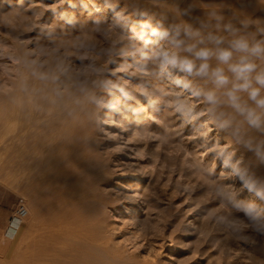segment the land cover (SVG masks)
<instances>
[{
	"label": "rangeland",
	"instance_id": "obj_1",
	"mask_svg": "<svg viewBox=\"0 0 264 264\" xmlns=\"http://www.w3.org/2000/svg\"><path fill=\"white\" fill-rule=\"evenodd\" d=\"M209 2L199 0L209 5L201 6L199 18L214 32L218 27L210 9L223 2ZM144 3L149 0H0V109L8 103L4 95L11 84L25 78L30 86L22 108L32 115L15 121L16 132L51 129L64 157L93 163L104 241L115 256L108 264H264V234L233 227L247 222L237 203H253L264 213V199L241 180L243 175L264 190V182L255 180L264 153L247 154L220 105L193 94L216 93L212 81L203 84L171 67L160 74L150 56L168 45L152 30L164 26ZM241 20L249 21L231 17L237 27ZM249 33L255 35L254 29ZM257 62L264 68L263 60ZM26 70L39 72L33 80ZM0 125L1 137L12 134ZM1 137L0 264H51L40 258L49 214L41 205L45 185L34 187L32 180L26 188L22 160L9 161ZM21 199L28 215L11 229Z\"/></svg>",
	"mask_w": 264,
	"mask_h": 264
},
{
	"label": "bare ground",
	"instance_id": "obj_2",
	"mask_svg": "<svg viewBox=\"0 0 264 264\" xmlns=\"http://www.w3.org/2000/svg\"><path fill=\"white\" fill-rule=\"evenodd\" d=\"M203 1L211 2V1H217V0H203ZM220 1L223 2V5L221 6L219 4L220 7L218 6L217 8L213 10L210 9V11L211 12L215 11V12L222 14L225 17V22L231 20V17H233V14L236 16L247 17L249 21H253V19L256 18L255 23L264 22V15L262 13V8H263V3H264L263 0H220ZM127 4L128 6L130 5L129 3ZM202 5L205 7L209 6L208 3H207V6L202 3L200 5L199 0H149V3L143 4L145 9L150 10V12L153 14L152 15L153 19L155 20V18H158L159 21H161L160 24H162L164 28H170L174 24H181V23H187V22L189 23L192 20H194L193 22L194 25L196 27H199L200 25L196 23V21H202L199 18L200 13H202V11L204 12V10L201 9ZM206 11L207 9L205 10V12ZM185 12H187L188 15H184L183 13ZM209 26H211V24L207 23V28H209ZM208 30L210 29H207V30L205 29L204 31L205 36L207 35L208 32H212ZM214 32L217 33L219 31L217 29V31L214 30ZM208 46L211 47L210 44ZM9 55H10V52H9ZM181 55H188V54L181 53ZM21 60H23L22 61L23 66H25L26 64H29L27 62L26 63L24 62L25 59H21ZM210 63L213 67L217 66V62L214 59ZM18 65L22 66L21 64H18ZM27 66L28 65H26V67ZM39 66H42V65H39ZM221 66L226 67L223 65ZM51 67H52V64H51ZM259 67L262 68L263 66L259 65ZM35 68L38 69L37 66ZM22 69H24L25 71V68L23 67L19 69V75L21 76L23 75V73H25V72L22 73ZM48 70H49V67H48ZM27 71L29 70H26V72ZM35 71L39 72L37 70ZM29 72H27L28 75H29ZM46 74L49 75V73H46ZM50 74L52 75V72H50ZM31 75H29V77H31ZM229 75L231 74L229 73ZM50 76L48 77L50 78ZM22 78L19 77L18 79L19 81L17 83H12L11 84L12 89L10 91H7L4 95L8 103L7 104L5 103L6 104L5 108L0 109V113L2 112L3 114L6 115L5 119H2V118L0 119V124H6L8 126L7 128L9 130L11 129L9 132L12 134L10 136L9 134H7L5 137L4 136L2 137L0 136V137L6 140L9 146V149H7L5 152L6 155L8 156V159L18 158L17 159L18 161L20 158L22 160L23 164H22L21 170L23 173V180H24L26 188H30L31 182H33L32 180H34V183H33L34 187H35V184L45 185V188L40 189L41 192L38 191L39 189L36 190V193L37 192L42 193V190H44L43 192L44 196H41V197H45V198L42 199L44 201H41L42 202L41 205L45 203L44 205H46V209L49 212L48 216L44 218L45 221H47V222L45 221L44 222L47 223L48 228L46 230L45 238H43L45 241L42 243L43 244L42 249H41L42 253H41L40 258L41 260L46 258L51 264H108V259L115 258V256H112L110 254L108 244L107 242L104 241V236H103L104 219L102 218L101 209L98 207V203H102L101 202L102 197L99 198L100 195L96 189L97 178L94 177L91 173L92 168H90V166L93 165V163L88 160L81 161L80 159H76L74 157H71L70 155H68L70 157H64L65 154L62 150V145L55 144L54 141H52L54 136L52 134L53 130L51 129L48 132L46 131L47 133H42L41 131L39 132L37 129L34 130L33 132H30L32 130L31 129L28 132L27 130L29 129H27V127H23V128H19V130L16 132V129H14L15 121L17 119L20 120L21 118H27L31 114V111L29 114L25 112V110L22 108L26 102L25 100L26 92L25 91H27L30 86L29 82L27 81L26 83L28 84H26L24 81L25 78L24 79ZM34 78L31 77V79L33 80ZM44 78H45V75H44ZM39 79L37 78V81ZM198 80L202 82L205 81L203 84H207L208 81H211V79L207 77H198ZM8 82L11 83L10 79ZM10 83L8 84L10 85ZM197 85H199V83ZM214 88H216V86ZM216 90L217 91L215 94L217 95L220 101L218 104L221 107V112H222L221 114H223L224 120L227 123H229L228 125L229 128H231L233 131H236L237 138L242 143V145L245 146L244 148L246 149V153L247 154L252 153L254 155H260L264 153V149H262V146H264V130H257V129H253L249 127L246 124V122H244L243 117H241L230 106L227 96L224 95V92L226 90L219 89V88H216ZM38 94H40V92ZM241 96L243 99H247L246 93H241ZM0 97H1V94H0ZM36 97H37V94H36ZM40 97L41 96L38 95V98ZM37 101H40V103L43 102V100L42 102L41 100H37ZM49 107H51V104ZM50 116L51 115H49V117ZM37 117H40V116L37 115ZM246 145L250 146L253 150H250L249 147H247ZM88 154L89 155H87V159H90L91 158L90 155L92 153L91 154L88 153ZM80 156L81 155H79V157ZM89 156L90 158H88ZM83 157L84 156L80 158L82 159ZM94 158H95L94 160L96 161L97 160L96 157ZM100 158L101 157H99V159ZM259 163H262L260 164L261 169L256 168L257 171L259 170V174L257 176L255 175L256 177L255 180L257 179L258 183H262L264 182V160L263 162L260 161ZM97 174L99 173H96V175ZM34 190L35 189L33 188V191ZM40 243L39 245H41ZM39 249L40 248H38V251ZM37 259L39 260L38 257Z\"/></svg>",
	"mask_w": 264,
	"mask_h": 264
},
{
	"label": "clouds",
	"instance_id": "obj_3",
	"mask_svg": "<svg viewBox=\"0 0 264 264\" xmlns=\"http://www.w3.org/2000/svg\"><path fill=\"white\" fill-rule=\"evenodd\" d=\"M183 14L188 15L187 12ZM210 16L215 20L218 30L226 33L230 39L216 32H208L205 36L207 23L204 21H196L199 27L194 23H181L170 28H156L152 30L153 35L158 41L167 42L168 47L153 52L150 58L158 62L161 75L171 67L187 75L210 78L216 88L226 90L224 95L230 106L243 117L249 127L264 130V68L257 64V61L264 60V22L241 20L237 27L231 20L225 22V17L218 12L213 11ZM249 29H254L255 35H250ZM213 59L217 62L215 67L210 63ZM176 83L183 84L185 89L190 87L179 79ZM241 93H246L247 99H243ZM193 94L203 95L210 105L220 102L212 91L198 90ZM181 107L177 106L176 110L180 111ZM224 163L227 164L228 161ZM241 180L249 191H255L258 197L264 199V190L256 189L255 184L244 180L243 175ZM235 206L244 213L247 222L235 223L234 228L239 230L241 227H248L264 234V213L258 211L255 204L237 203Z\"/></svg>",
	"mask_w": 264,
	"mask_h": 264
},
{
	"label": "built area",
	"instance_id": "obj_4",
	"mask_svg": "<svg viewBox=\"0 0 264 264\" xmlns=\"http://www.w3.org/2000/svg\"><path fill=\"white\" fill-rule=\"evenodd\" d=\"M27 215H28V210L26 204L24 200L21 199L19 200L15 212L11 217L10 228L13 229L18 227L22 223V221L27 217Z\"/></svg>",
	"mask_w": 264,
	"mask_h": 264
}]
</instances>
